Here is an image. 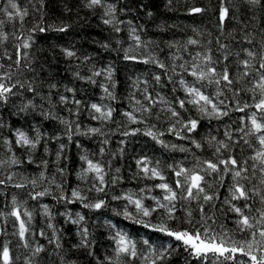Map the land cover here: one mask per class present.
Instances as JSON below:
<instances>
[{
  "label": "trees",
  "instance_id": "obj_1",
  "mask_svg": "<svg viewBox=\"0 0 264 264\" xmlns=\"http://www.w3.org/2000/svg\"><path fill=\"white\" fill-rule=\"evenodd\" d=\"M14 2L21 12L27 13L22 19L19 16L9 19L4 9L15 10L10 9L9 0H0V75L9 73L12 79H5L4 82L9 86L17 84L13 89L14 94L7 101L0 102V161L5 162L0 165V180L4 181L0 184V212H11L15 198L22 213H31V220L22 217L28 226L26 240L22 241L14 234L18 230L15 218L0 216V246L9 244L13 264H115L116 255L111 239L115 229H110L109 222L136 242L138 256L134 259L121 257L120 264H145L143 257L150 253L145 240L157 250L161 246L169 249L167 258L157 264H212L211 257L209 260L193 257L174 238L125 219L123 215H116L115 212H123L127 201L113 200L112 195L134 193L145 197V206L155 207L152 197L160 199L164 195L154 187L161 181L143 178L142 173L136 176L139 171L136 161L147 157L149 166H158L166 181L174 185L176 177L169 165L193 168L197 160H215V145L207 142L211 137L229 143L230 148L222 152V158L234 155L243 164L253 155V148L244 144L240 139L243 133L237 129L243 127L241 117L251 115L256 110L249 108L240 112L236 108L254 102L252 97L258 93L249 89L258 77L253 72L248 77L240 78L243 69L238 62L247 58L244 50L248 49L257 54L252 60L253 68L259 66V56L264 54V6L248 4L247 0H224L229 17L221 26L218 19L221 0H171V3L169 0H103L101 6L93 8L86 6L87 0ZM108 5L115 7L112 16L105 15ZM194 6L206 11L189 15L188 9ZM110 18L113 24L103 23L104 19ZM116 27L121 31L116 32ZM39 28L45 31L40 32ZM60 28L65 31H59ZM133 29L135 35L140 37L139 47L132 34ZM189 38L198 40L199 44L187 45ZM25 40L29 41L30 47H21L20 51L28 55L21 58V63L17 65V46ZM170 44L173 47H169ZM221 44L227 47L221 49ZM63 49L71 50L75 55L67 57ZM127 49H131L132 54L140 59L125 60ZM197 52L211 55L214 62L219 61L218 70L226 64L232 78L238 81L232 88H238L240 92L230 91L223 84L217 86L203 82L205 94L215 96L218 90L223 93L216 102L224 100L229 115L220 120L202 119L197 130L191 134L181 129L185 137L181 139L167 132L168 127L175 123L167 109L169 105L175 106L185 120L189 117L200 119L191 104L186 105L187 110H183L175 103L177 98L185 96L180 79L183 78L188 84L193 83V78L179 65H190ZM229 53L225 61L224 57ZM149 57L164 63L166 68L160 69L155 63H144L143 60ZM173 67L175 73L172 72ZM109 68L112 71L111 80L107 76ZM101 70H104V74L95 76V83L79 78ZM76 73H79V77ZM157 75L161 77L159 82L155 80ZM113 83L115 87L111 86ZM21 84L24 87H20ZM104 87L109 88L114 98L105 93ZM69 88L73 92H68ZM146 94L151 96L154 104L149 105L145 100ZM61 95L68 98L67 103H61ZM74 100H80L81 104L76 105L72 102ZM136 101L141 103L137 104ZM29 102L34 107L21 111ZM93 103L104 111L111 108V118L93 119V116H99L91 109ZM141 105L150 107V114L137 111ZM126 111L134 112L143 122H129L123 115ZM153 125L154 132L163 133L160 139L168 147L145 134ZM90 128H99L100 132L90 133ZM136 128L141 131L134 135H123ZM17 130L26 132L30 138L41 134L40 143L35 149L21 147L15 143ZM225 131L232 133L231 141L224 136ZM193 139L202 147L196 148L191 143ZM5 140L9 143H5ZM253 144L258 147L255 142ZM61 145L64 146L62 151ZM172 145L177 147L173 149ZM181 147L187 151H180ZM82 155L103 167L107 195L89 191L94 182V173H89L86 179L79 177L78 174L87 166L80 159ZM13 158L20 163L12 164ZM252 163L248 160L245 165L248 179H242L241 183L248 189H259L264 193V185L260 184L261 173L257 169L256 175H252ZM116 169H120L119 173ZM113 176L120 177L116 185L111 184ZM220 176H223V183ZM33 180L36 181L35 185ZM206 180L212 185L211 188L206 187V191L210 195L215 193L218 199L207 203L202 199L176 201V219L166 221L167 226L173 230L207 227L214 235L244 244L251 239L250 230L242 232L237 228L235 221L238 217L224 203L229 195L228 188L233 183L232 176L222 172L207 176ZM16 184H24L25 187L17 188ZM45 189L48 190L47 195L32 199L35 193ZM73 189L81 191L86 197L85 203L104 199L107 206L88 209L80 201L68 203L61 199L63 196L71 200ZM141 189L144 191L141 192ZM234 203L237 206L249 204L251 207L245 209V214L254 218H259L257 208L264 210L259 195H251L248 201ZM128 210L135 213L132 206H128ZM189 212L191 217L188 216ZM67 213H71L73 219L79 213L84 216V221L80 225L73 224L67 219ZM162 217L163 213L158 211L151 217L137 218L144 219L146 223L159 224ZM189 219L191 224L188 223ZM49 224L53 227L49 228ZM84 228L89 233L88 247H77L81 240L80 230ZM37 246H42L43 251L34 255ZM89 252L93 254L89 255ZM236 255V264H243L247 260V257Z\"/></svg>",
  "mask_w": 264,
  "mask_h": 264
},
{
  "label": "snow or ice",
  "instance_id": "obj_2",
  "mask_svg": "<svg viewBox=\"0 0 264 264\" xmlns=\"http://www.w3.org/2000/svg\"><path fill=\"white\" fill-rule=\"evenodd\" d=\"M171 3V0H169ZM248 4L251 5H260L264 6V0H247ZM103 4V0H87L86 6L89 8H93L96 6H101ZM10 9L15 10V12L10 11L8 9H4V11L8 12V18L13 19L14 16H19L21 19L24 15H27L26 12H21L18 8L17 4L14 0H9ZM206 9L202 7H191L188 9L189 15L199 14L205 12ZM115 12V7L113 5H108L105 15L112 16ZM151 15V13H149ZM229 17V9L224 6V0H221V6L219 8L218 19L223 26L225 20ZM104 24H113V19H104ZM116 32H120L121 29L116 27L114 29ZM40 32H44V28H39ZM59 31H65L64 28H60ZM195 31V29H194ZM132 34L136 40L137 46H141L140 37L135 35V29H133ZM252 41H249L251 43ZM199 41L193 38H189L187 40V45H198ZM27 49L30 47V43L28 40H25L22 45L17 46V59L16 64L19 65L21 63V58H26L28 53H21L20 48ZM108 47V45H105ZM169 47H173V45H169ZM227 46L221 44L220 48L225 49ZM64 55L67 57H73L75 53L68 49H63ZM246 53L245 59L240 60L238 63L242 67L243 71L240 73V78L248 77L255 73L258 77L253 82V86L249 89L253 93H258V95H253V103H245L242 107L239 105L236 108V111L244 112L245 109L254 108L256 111L252 112L251 115L245 114V116L241 117V122L243 127L237 129L243 133V136L240 138L243 140L244 144L253 148V155L248 158L253 163L251 164V168L253 169L252 175H256V170L258 169L261 173L260 184L264 185V54L259 56V66L253 68L252 60L256 58V53L251 50L245 49ZM229 54L225 55V61L229 58ZM202 57V60L200 58ZM11 59V57H9ZM125 60H138L140 59L138 56L132 54L131 49L125 50L124 53ZM144 63H155L157 67L160 69H165L166 65L154 57H149L148 59L143 60ZM219 61L214 62L211 55L206 53L197 52L193 57L192 63L188 66L185 64L179 65V67L188 75L193 78V83L188 84L183 78L180 79V85L182 86L185 96L184 98H177L176 105H178L179 109L187 110L186 105L191 104L193 108L200 115V119L189 117L187 120L182 118L181 112L177 110L175 106L169 105L168 111L170 112V119L174 118L175 123L171 124L167 132L177 137L184 139L185 137L181 134V129L185 130L187 133H194L202 119H216L220 120L223 117H227L229 115V110L224 100L217 101V98L222 96L223 93L221 91H217L215 96L207 95L203 91L204 83L215 84L220 86L223 84L230 91H234L235 93H239L240 89H233L232 86L236 84L238 81L232 78V73L229 67L225 64V66L218 70L217 65ZM2 67V65H0ZM175 67L172 68V72L175 73ZM104 74V70L101 71H93L91 76L88 77H79V73L76 75L85 79L89 82L95 83L94 77L100 76ZM167 74V73H165ZM108 79H112V71L109 68L107 70ZM11 80L12 76L9 73H3L0 75V102L7 101L10 95H13V89L17 87V84H12L9 86L4 82V80ZM171 79V77H169ZM155 80L159 82L161 77L159 75L155 76ZM20 87H24V85H19ZM115 87L113 83L111 85ZM55 87V85H52ZM31 90V88H29ZM68 92H73V89H67ZM105 93H107L110 97H112V93L109 91L108 87H104ZM114 98V97H112ZM145 100L148 101L149 105L155 103V101L151 98L149 94L145 95ZM61 103H67L68 98L66 96H60ZM76 105H80V100L72 101ZM137 104H140V101H136ZM29 107H34V105L29 102V104L24 105L21 108V111H26ZM91 109L94 110L95 113H99V116H93V119H104L108 120L112 116V109L109 108L107 111L102 110L100 106L93 103L91 104ZM137 111H143L144 113L150 114V107L141 105L140 109ZM123 115L127 118V120L131 123H142L143 120L139 119L134 112L126 111ZM65 124H68L67 121H63ZM177 125L179 127H177ZM155 127L148 128L145 132L146 135L152 137L158 143L168 147L163 140L160 139V136L163 133H156L152 129ZM77 131H79V127L77 126ZM90 133H99V128H90L88 130ZM141 129L136 128L131 131L124 132L123 135H134L137 132H140ZM224 136L227 140H232V133L230 131H225ZM15 143L20 145L21 147H27L29 149H35L37 144L40 143L41 134L37 133L35 138H30L28 134L22 130H17L15 132ZM71 138V136H69ZM5 143H9V141L5 140ZM210 145H215V150L213 152V159H207L203 161L197 160L196 166L193 168H186L182 165H169L168 167L173 171L174 176L176 177L174 185L169 184L166 181L165 176L163 175L162 170L158 167H150L149 161L147 157H142L136 161L137 167L139 171L135 174L136 176H140L143 174V178L146 179H158L161 181L158 184H155L154 187L160 189L164 195L157 199L156 197H152L155 200V207H148L144 204L145 197L136 196L134 193H124L122 195H112L113 200H126L127 204L123 212H115L116 215H123L125 219L132 220L137 224H141L146 228H152L154 231L163 233L168 237L174 238L176 241L182 243L185 248V251L189 252L193 257L201 259V260H209L212 258V264H228V262H232V264H236L238 259L236 254H239L243 257H247V260L243 262V264H264V210L257 208L256 211L259 213V218H254L250 215L245 214V209H250V205L245 203L243 206H237V201H248L251 198V195H259L260 203L264 205V193H262L259 189H248L245 187L243 183H241L242 179H248V176L245 175L248 172V168L245 165L248 164V160L244 161L243 164L234 156L229 155L227 158H222V152L227 151L230 148L229 143L225 140H219L216 137H211L207 141ZM253 142H255L258 147H254ZM107 143V141H105ZM192 144L195 145L196 148H201L202 145L196 141L192 140ZM235 143V142H233ZM63 145L60 146L61 151L63 149ZM173 149L177 146L172 145ZM180 151H187V149L181 147ZM103 148H101V152H103ZM60 153H57V159L59 160ZM82 161L86 163V168H83L82 171L78 174L81 179H86L89 173H94V182L92 183L89 191H95L96 193H104L107 195L106 186L107 181L105 180V172L103 167L99 162H93V160L89 159L86 155H82L80 157ZM3 161H0V165H2ZM12 164H18L20 161L13 158L11 160ZM159 162H157V165ZM61 171H63L61 169ZM120 169H116V172L119 173ZM228 173L232 176L233 183L228 188L229 195L225 197L224 203L229 205V211L236 214L238 217L235 221L237 228L240 231H249L251 239L246 241L244 244L237 243L236 241H229L223 237L214 235L211 233L210 229L207 227H191L185 228L183 230H173L167 226L166 221L175 220L176 219V201L185 200H203L205 203L212 201L213 199H218V196L213 193L209 194L206 191L207 188H211L212 185L207 183L206 177L212 175H220L221 173ZM41 177H43V173H41ZM11 176L8 177L11 180ZM120 180L119 176H113L111 180L112 185H116ZM220 181L223 183V176H220ZM4 181L0 180V184H3ZM33 185H35L36 181H32ZM15 187L23 188L24 184H16ZM57 187H60L57 185ZM150 190V189H149ZM179 190V191H177ZM144 189H141L143 192ZM48 194V190L45 189L42 192H37L32 196V199H37L40 196H44ZM251 194V195H250ZM71 200H68L67 197H61V199L66 200L68 203H73L75 201H80L83 204L84 208L88 209H101L107 206V202L104 199H97L95 202H84L86 197L82 195L79 189H73L71 192ZM13 208L11 212L5 214L0 212V216H11L15 218V221L18 223V230L15 235H18L20 240H26V233L28 232V226L26 221L22 217H27L28 221L31 220V213L28 211L21 212L19 206L16 205L15 198H13ZM128 206H132L135 209V213L130 212L128 210ZM201 211H203V205L200 206ZM115 211V210H114ZM162 212V222L159 224H150L146 223L144 219L137 217H151L154 212ZM45 212L47 213V206H45ZM67 219L76 225H80L82 221H84V216L79 213L76 214V218H72L71 213L66 214ZM188 216L191 217V213H188ZM203 219V217H202ZM188 223L191 224V219L188 220ZM49 228H52L53 225L49 224ZM110 229H115L114 234L111 236V239L114 243V250L116 255L115 264H120L121 257H128L129 259H134L138 256L136 242L133 241L127 233L123 232L116 225L111 224L109 222ZM44 235L43 232L40 233ZM81 240L80 244L77 247H88V231L86 228L80 230ZM257 236L259 237L257 239ZM51 242V241H50ZM144 244L149 247L150 253L148 256L143 257L145 264H157L158 261H163L169 255V249L163 248L161 246L160 250L155 249L149 244L148 240L144 241ZM27 247L28 245L25 243L24 245ZM57 247H59V243L57 241ZM43 251L42 246H37L34 250V255ZM93 253L89 252V255ZM111 260V258H109ZM0 264H13V256L11 253V249L8 243H4L0 246Z\"/></svg>",
  "mask_w": 264,
  "mask_h": 264
}]
</instances>
